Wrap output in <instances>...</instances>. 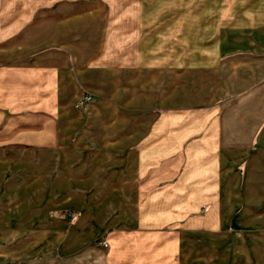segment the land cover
I'll use <instances>...</instances> for the list:
<instances>
[{
	"label": "crops",
	"instance_id": "0c3cea01",
	"mask_svg": "<svg viewBox=\"0 0 264 264\" xmlns=\"http://www.w3.org/2000/svg\"><path fill=\"white\" fill-rule=\"evenodd\" d=\"M193 1L200 8L192 2L190 10L184 0L185 12L175 20L181 36L202 39L201 63L187 66L184 79L173 63L151 66L148 75L108 92V109L100 101L83 128L85 114L65 108L59 62H18L59 42L62 0H0V114L25 107V121L40 124L36 147L55 153L41 161L52 181L48 198L64 194L70 187L65 181H78L77 189L89 194L93 182H108L96 187L108 197L103 216L93 215L97 208L84 200H64L80 213L72 235L66 236L65 219L44 223L55 235L51 240H17L11 232L3 240L0 231V264H97L106 258L92 247L81 250L105 230L108 264H160L176 248L174 240H181L179 233L194 229L193 212L210 203L198 227L231 223L238 230V264H264V0ZM91 26L95 34L102 30V24ZM97 61L89 66L93 85L99 81ZM38 97L45 108L26 110ZM149 105L159 110L150 115L153 123L133 121ZM177 108L185 113L180 126ZM165 195L170 198L161 207ZM177 196L184 199L176 203ZM63 202L54 211L64 209ZM163 224L170 227L163 230ZM66 240L67 249L77 251L65 253Z\"/></svg>",
	"mask_w": 264,
	"mask_h": 264
},
{
	"label": "rangeland",
	"instance_id": "374dc122",
	"mask_svg": "<svg viewBox=\"0 0 264 264\" xmlns=\"http://www.w3.org/2000/svg\"><path fill=\"white\" fill-rule=\"evenodd\" d=\"M188 1L190 10L195 8L192 6L195 1L186 0ZM183 3L184 0H62L60 13L64 17V29L59 42L42 50L34 49L30 56L27 54L26 59H19L18 62L46 61L49 65L59 62L62 66L61 76L64 78L61 94L64 95L65 108L85 114L82 126L84 128L89 123L88 114L99 107L100 101L101 105L108 109V92H115V88L120 89L122 85L130 83L132 78L134 81L136 77H142V74L148 75L151 66L163 60L166 64L173 63L179 72L178 77L184 79L187 66L201 63L202 39L181 36L182 30L178 20L179 12H185ZM194 5L200 8L199 4ZM92 13L99 14L101 20L90 21L88 14ZM171 17H174V20H170ZM91 24H102V30L95 34L97 29ZM95 60H98L99 64L96 69L99 81L93 85L88 81V72L93 73L89 66ZM8 61L11 60L6 62ZM91 68L94 70V67ZM196 77L197 75L193 74L191 78ZM35 94L40 95L34 93V96ZM86 94L93 97L87 103L83 101ZM39 97L26 110L45 108L40 106L42 101L40 102ZM125 109L124 106L119 108ZM177 109V126H180L184 121L179 116L185 113L184 108ZM8 110L5 117L0 114V231L3 240H9L8 237L12 233H16L17 240H45L47 237L51 240L55 235H48L50 228L47 230L44 223L52 219H65L69 222L66 225V236L70 233L72 235V226L80 213L74 204H65L66 198L72 202L76 199L84 200L86 206L97 208L98 214L93 215L103 216L108 206V197L96 187L107 185V181L93 182L95 189L90 194L83 189H77L78 181H65L66 185L70 186L66 192L61 196L48 198L50 192L47 190V184L52 181L48 180L50 174L46 175L41 171L47 167L42 165L41 161L54 158L55 153L51 149L36 147L41 144L37 140L41 135L38 132L40 124L34 123L32 119L25 121V107H10ZM142 110L133 121L142 120L145 125L152 124L156 117L150 115L157 114L158 108L149 105ZM9 120L13 121L12 129L7 128ZM81 131L73 133V138ZM13 162L15 164H12ZM197 184L201 185V182ZM168 198L170 197L165 195L159 205L164 207L163 200ZM183 199V196H177L175 200L178 203ZM200 199L193 197L194 201ZM58 202H63L65 207L54 211L56 209L52 206ZM210 208L211 203L193 212L194 229L191 233L187 232V235H184L183 231L179 233L181 240H174L176 248L170 249L160 264H238L235 254L239 240H234L236 232L238 236V230H235L231 223L226 222L224 227L212 229L198 227ZM47 216L49 221L46 220ZM9 224L11 229L6 227ZM169 227L162 225L163 230ZM107 235L108 230L103 231L102 235H98L91 244L81 250L88 251L92 247L95 249L89 251L106 258L103 262L97 261V264H108L110 244L107 247L98 244L102 237L107 240ZM70 243L71 240L65 241V253L77 251L67 249ZM144 257L147 258L145 255Z\"/></svg>",
	"mask_w": 264,
	"mask_h": 264
},
{
	"label": "built area",
	"instance_id": "2783aa9c",
	"mask_svg": "<svg viewBox=\"0 0 264 264\" xmlns=\"http://www.w3.org/2000/svg\"><path fill=\"white\" fill-rule=\"evenodd\" d=\"M92 98H93V97H92L91 94H86V95L84 96V98H83V101L87 103V102L91 101ZM98 244H99V245H102V246H104V247H107L109 243L107 242V240H106L105 238L102 237V238L99 240Z\"/></svg>",
	"mask_w": 264,
	"mask_h": 264
}]
</instances>
